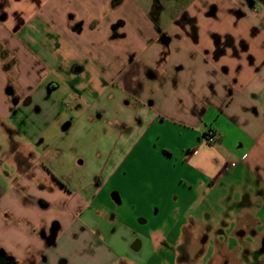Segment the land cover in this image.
<instances>
[{
  "label": "crops",
  "instance_id": "obj_1",
  "mask_svg": "<svg viewBox=\"0 0 264 264\" xmlns=\"http://www.w3.org/2000/svg\"><path fill=\"white\" fill-rule=\"evenodd\" d=\"M0 127L13 264L255 254L264 0H0Z\"/></svg>",
  "mask_w": 264,
  "mask_h": 264
},
{
  "label": "rangeland",
  "instance_id": "obj_2",
  "mask_svg": "<svg viewBox=\"0 0 264 264\" xmlns=\"http://www.w3.org/2000/svg\"><path fill=\"white\" fill-rule=\"evenodd\" d=\"M34 3V1H33ZM37 5V2L34 3ZM257 13L260 14V9H257ZM39 15H37L33 20L32 24H38ZM8 133L5 132L3 127H0V165L4 160L5 155L10 150V142L8 138ZM207 209H214L216 206L207 205ZM263 222V220H262ZM182 238V237H181ZM170 240L175 241V236H171ZM187 240V239H186ZM181 247L177 252H172L161 248L158 251L145 253L139 252V263L140 264H264V257L260 253H236L232 252L229 254H224L223 259L215 260L216 253L214 252V247L209 245L207 251L202 254L187 253ZM142 257V259H141ZM1 259V256H0ZM2 261V260H1Z\"/></svg>",
  "mask_w": 264,
  "mask_h": 264
},
{
  "label": "flooded vegetation",
  "instance_id": "obj_3",
  "mask_svg": "<svg viewBox=\"0 0 264 264\" xmlns=\"http://www.w3.org/2000/svg\"><path fill=\"white\" fill-rule=\"evenodd\" d=\"M261 243H262V244H261V246L259 247V249L257 250L256 253H260V254H263V253H264V239L262 240ZM0 256H1L0 264H13V263L11 262V260H10L8 257L4 256V255L1 254V253H0ZM1 260H2V261H1Z\"/></svg>",
  "mask_w": 264,
  "mask_h": 264
},
{
  "label": "built area",
  "instance_id": "obj_4",
  "mask_svg": "<svg viewBox=\"0 0 264 264\" xmlns=\"http://www.w3.org/2000/svg\"><path fill=\"white\" fill-rule=\"evenodd\" d=\"M207 135H208L207 141L209 143L212 144V143H215L217 141V137L215 136V134L213 132L210 131ZM231 166H234V164H232Z\"/></svg>",
  "mask_w": 264,
  "mask_h": 264
}]
</instances>
